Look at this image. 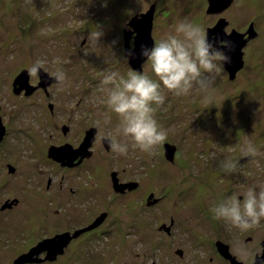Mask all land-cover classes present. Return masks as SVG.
Masks as SVG:
<instances>
[{
    "label": "rangeland",
    "instance_id": "obj_1",
    "mask_svg": "<svg viewBox=\"0 0 264 264\" xmlns=\"http://www.w3.org/2000/svg\"><path fill=\"white\" fill-rule=\"evenodd\" d=\"M154 2V45L175 34L179 22L205 29L215 20L203 11L204 0H0V95L6 114L14 107L9 106L13 101L10 81L37 60L44 61L50 73L61 69L67 78L64 85L51 89L57 109L54 116L44 107L45 100L34 95L29 120L13 134L17 137L16 162H12L19 168L17 186L0 184V201L14 197L20 201L13 211L0 212V217H22L14 223L13 229L20 232L14 245L21 244L22 237L39 239L47 230L44 223H51L48 231L53 232V223L68 222L63 205L74 199L69 190L76 186L92 189L88 203L95 211L84 214L90 215L87 222L98 214L91 227L107 216L102 226L90 231L89 241L82 238L71 245L61 264H205L209 256L208 264H221L212 246L215 238L227 240L235 252L246 256L249 248L243 237L255 230L260 234L264 228V219L246 231L230 228L211 211L233 195L241 196L242 202L249 187L264 188V0H234L225 13L230 28L244 30L253 22L256 32L245 48L246 68L234 82L221 71L214 78L205 74L207 87L194 85L188 95L175 96L155 77L151 62L142 63L141 74L161 83L165 95L155 119L167 131V139L154 154L133 148L123 136L116 138L129 144L126 155L97 145L90 167L62 169L46 154L66 140L75 144L89 125L98 130V138L115 135L119 117L104 102L107 93L101 81L109 72L127 78L134 71L124 55L123 28ZM95 33L99 36L94 40ZM13 124L20 126L18 120ZM61 124H68L67 135L61 133ZM245 138L259 155L240 163ZM165 142L176 148L172 164L164 156ZM15 157L1 159L0 164ZM226 160L238 161L235 172L224 171L221 165ZM115 171L125 185L123 190L112 188L110 173ZM155 198V203L147 204ZM79 217L83 219V213ZM170 217L176 224L175 234L161 232L158 239L149 238ZM142 235L148 236L145 244L149 242L154 252L145 250V244L140 250ZM16 247H11L14 252ZM177 248H182V257L175 254Z\"/></svg>",
    "mask_w": 264,
    "mask_h": 264
},
{
    "label": "flooded vegetation",
    "instance_id": "obj_2",
    "mask_svg": "<svg viewBox=\"0 0 264 264\" xmlns=\"http://www.w3.org/2000/svg\"><path fill=\"white\" fill-rule=\"evenodd\" d=\"M204 9L203 11L210 15L214 16L215 20L213 24H210V26H206L205 29L213 27L218 21L223 20L224 23V31L226 33H230L232 30L237 31L238 33H246L247 30L252 27L254 23L249 22L247 28L244 30H240L237 28H230L229 21L227 17L225 16V13H227L231 5L234 3V0H230V2L225 6L221 3L220 9L214 10L212 12H208V0H204ZM153 6L154 9L156 7V2L152 3L150 7ZM149 7V8H150ZM239 7V6H237ZM241 7H239L240 9ZM146 11V10H145ZM144 11H140L139 13H143ZM156 12H154V15ZM153 15V16H154ZM154 18V17H153ZM129 22V21H128ZM128 22L125 23V26L123 28V34L124 31H129L130 27L128 25ZM154 26V24H153ZM152 26V28H153ZM254 30V28H253ZM230 31V32H229ZM134 34H130L129 38V46H133V39ZM245 38L247 35L244 36ZM153 38V37H152ZM154 40V39H153ZM252 41L248 40L246 45L242 48L243 55H242V66L239 70H237L233 78H230L231 73L228 71L227 66L228 62H223V66L221 67V72L224 76H227V79L229 82H234L239 74H241L245 68L246 64L248 63L247 58L245 57V48L247 44ZM220 41L216 48H218L221 51H224V47L221 45ZM123 47H124V36H123ZM225 54V53H224ZM128 62V61H127ZM247 62V63H246ZM48 66H45L43 69H40L38 72V76L33 78L29 75L28 71L25 70L22 73L16 74L12 80L11 83V95H12V103H10L9 106H14L12 112L7 113L4 110V98L2 95H0V161L6 160L7 157H15V154L17 152V137H15L13 134L17 133V129L23 126L24 123H26L27 120H29L28 114L31 110V105L33 104L32 96L37 95L41 96L44 100V107L46 108L49 115L54 116V113L57 109H55V102L54 99L50 96L51 95V89H56V86L59 85L54 77L49 75V71L46 68ZM136 72V71H135ZM1 75V70H0ZM1 79V78H0ZM55 94V93H54ZM43 114H41L42 116ZM18 120L20 122V126L15 127L13 122ZM60 130L63 135H67L68 131H70L68 124H61ZM98 130L94 127L87 126L81 130V136L78 140L75 141V144L71 143V141L66 140L65 142H62L60 144H57L58 146L53 147H60L67 145L69 152L62 150V152H59V159H55L53 157H50V161L53 163H56L62 169H80L81 167H90V160L95 159L94 156L97 154L96 147L97 145H102L106 151H109L111 149L110 147V137L109 136H101L97 137ZM13 137L12 138L10 136ZM79 136V135H78ZM15 138V139H14ZM86 144L87 146L84 149H79L82 144ZM106 145L108 148H106ZM2 154V157H1ZM48 154V152L46 153ZM63 154V155H62ZM61 155L63 158H61ZM14 160L9 161H2L0 164V184H10L13 185V183L17 186V172L19 168L16 164H13L12 162H16V157L13 158ZM251 159V156L249 157H241V160H239L240 163L249 162ZM174 162V160L171 162V164ZM95 165V164H94ZM93 165V166H94ZM95 173V172H94ZM92 173V174H94ZM113 172L110 173V175ZM114 178L118 181V184H122V180L117 176V172L115 171ZM113 178V179H114ZM112 181V176H111ZM49 182V180H48ZM114 187L113 181H112V188ZM23 189V186L21 189L18 188V191L16 193H19ZM75 197L74 199H69L70 203L68 205H63L65 210V216L68 217V222L53 223L55 225V230L52 232L51 229L52 225L51 223H44L42 224V227L47 229L44 230L43 235L39 239H35L32 241V239L29 241L28 237H22V243L19 245L14 240L18 237L20 234L19 231L14 230V223L17 222L16 219L22 218L21 216L10 214L6 216L0 217V264H61L63 259L67 256V254L70 251V247L74 242H80V240L85 238L89 241L88 235L90 231H94L93 229L97 228L98 226L103 225V220L107 216V213L102 217L103 220L97 227H91L92 223H94L98 219L97 216L94 215L91 218V222H87L88 217L90 216H84L87 212H94L95 206L88 203V199L90 198V194L92 189L85 186L84 188L80 187H73L69 190ZM123 192L122 194H124ZM238 199L241 200V196L237 195ZM155 199H148L147 204L155 203ZM20 199L17 197L4 199L2 202L0 201V212H9L13 211L15 207L18 206ZM83 203V204H82ZM56 211V210H55ZM58 212V211H56ZM104 212V211H103ZM83 213V219L79 217ZM72 214V215H71ZM24 218V217H23ZM60 220H64L63 218H60ZM22 221V220H21ZM18 221V222H21ZM36 223V220L34 221ZM44 222H51V221H44ZM75 222V224H74ZM38 223V222H37ZM36 223V224H37ZM83 223V224H82ZM50 224V225H49ZM33 226L35 224H32ZM176 226L173 217H170L169 223L164 224L160 223L156 227V231L154 232L155 235L153 239H158L161 232L165 233L166 235H172L174 233V227ZM2 228V229H1ZM219 229V230H218ZM255 230V229H254ZM216 231H221V229L218 227ZM253 231V235H245L243 237V243L244 246H248V254H245L246 256H240L237 252L233 250V246L230 242L227 240H223L220 237L215 238L213 240V249L215 257L218 258L221 261V264H264V228H262V231L259 233H255ZM219 234V233H218ZM146 235V234H145ZM142 235L139 237V245L140 250L144 248L145 244V238L147 237V240L149 239L148 236ZM148 235V233H147ZM27 241V242H26ZM26 242V243H24ZM81 243V242H80ZM155 244L159 245V241ZM147 247L144 248L145 250L148 249L149 253L154 252V249H151L150 243L147 242L145 244ZM16 247L15 250L11 247ZM229 253V257L233 258L230 259L227 256H224L222 254V251L225 250ZM85 251L89 252V249L84 248ZM85 251H83L85 253ZM182 248H177L175 250V254H177L179 257H182ZM9 252V253H8ZM13 252V253H12ZM83 253L79 250H72V253ZM6 256V257H2ZM91 256V255H90ZM89 256V258H90ZM92 263L94 260V257L92 256L91 259ZM212 260V256H209L207 258V261L205 264H208L207 262H210ZM154 262V261H153Z\"/></svg>",
    "mask_w": 264,
    "mask_h": 264
},
{
    "label": "clouds",
    "instance_id": "obj_3",
    "mask_svg": "<svg viewBox=\"0 0 264 264\" xmlns=\"http://www.w3.org/2000/svg\"><path fill=\"white\" fill-rule=\"evenodd\" d=\"M174 31L175 34L169 33L150 49L142 48L141 55L151 62L152 72L168 92L175 96L188 95L194 85L207 87L208 77L205 74L214 78V74L221 71L223 62H230V58L213 46L206 30L198 25L182 21ZM98 36L99 33H95L94 40ZM221 45L229 47L227 41L221 42ZM44 67L45 62L37 60L29 67L28 73L35 78ZM49 75L59 85H64L67 79L61 69ZM101 83L102 91L107 93L104 102L120 121L115 135L109 133L111 150L118 156L127 154L129 144L116 138L123 136L133 148L154 154L157 146L167 139V131L155 119L157 109L165 102L161 83L135 71L129 72L127 78L119 72H109L103 76ZM62 90V87L58 88V91ZM240 154L242 157H255L259 155V150L245 138ZM237 164L238 161L226 160L221 166L225 172L232 173L236 171ZM242 195V202L233 195L214 206L211 209L214 218L242 231L258 226L264 219V188L257 191L255 187H249Z\"/></svg>",
    "mask_w": 264,
    "mask_h": 264
},
{
    "label": "water",
    "instance_id": "obj_4",
    "mask_svg": "<svg viewBox=\"0 0 264 264\" xmlns=\"http://www.w3.org/2000/svg\"><path fill=\"white\" fill-rule=\"evenodd\" d=\"M229 2L230 0H208V12H212L214 10L218 11L220 9L219 7L221 3H224L221 7H225ZM153 15V6H151L144 13L134 15L128 22L130 30L124 31L123 34L124 55L128 60V64L130 65V67L138 73L142 72V63L147 59L146 57L141 55L142 48L150 49L154 46V40L151 35L154 17ZM224 23L225 22L223 20L218 21L213 27L207 28L206 33L207 38L213 43L214 47H216L220 41H227L229 43V47H224L223 52L230 58V62H228V66L226 69H228V71L231 73L230 78H233L234 73L242 66V48L246 45L248 40H251L255 37L256 32L252 27H250L246 33H238L235 30H232L230 33H226L224 31ZM130 34H134V42L132 47L129 46ZM245 35H247L246 38L244 37ZM86 146L87 145L84 143L79 149H84ZM163 147L165 158L168 161L172 162L176 150L175 145L165 142L163 144ZM106 148H108L107 145ZM62 150L69 152L67 145L60 147L51 146L48 149V155L55 159H59V152H62ZM62 155L61 158H63ZM111 176L114 188L123 190L125 188V185L117 183V180L114 178L115 172L112 173ZM223 247L224 249L226 248L225 246ZM222 254L229 257V253L226 252V249L222 251Z\"/></svg>",
    "mask_w": 264,
    "mask_h": 264
}]
</instances>
